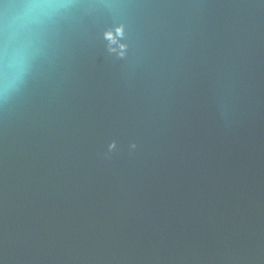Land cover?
Wrapping results in <instances>:
<instances>
[{
    "label": "water",
    "instance_id": "water-1",
    "mask_svg": "<svg viewBox=\"0 0 264 264\" xmlns=\"http://www.w3.org/2000/svg\"><path fill=\"white\" fill-rule=\"evenodd\" d=\"M32 41L0 264H264V0H67Z\"/></svg>",
    "mask_w": 264,
    "mask_h": 264
},
{
    "label": "clouds",
    "instance_id": "clouds-1",
    "mask_svg": "<svg viewBox=\"0 0 264 264\" xmlns=\"http://www.w3.org/2000/svg\"><path fill=\"white\" fill-rule=\"evenodd\" d=\"M66 4L67 0H27L14 29L10 53L0 65V102L19 89L30 69L33 30Z\"/></svg>",
    "mask_w": 264,
    "mask_h": 264
}]
</instances>
